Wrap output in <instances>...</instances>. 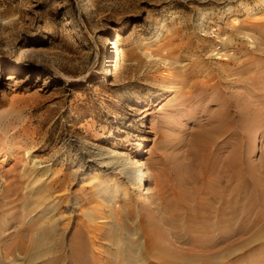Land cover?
I'll return each instance as SVG.
<instances>
[{
  "label": "rangeland",
  "instance_id": "obj_1",
  "mask_svg": "<svg viewBox=\"0 0 264 264\" xmlns=\"http://www.w3.org/2000/svg\"><path fill=\"white\" fill-rule=\"evenodd\" d=\"M261 76L264 0H0V233L30 224L42 239L53 229L63 245L45 239V248L69 255L85 226L103 263L144 242L142 219L174 261L189 240L169 232L163 221L183 210L166 206L227 196L224 175L202 163L218 148L197 137L221 124L226 105L244 118L240 140H219L222 158L242 148L249 195L264 190V80H252ZM256 217L248 224L264 225V211ZM244 230L227 235L224 264H264V239L246 247L255 233ZM5 261L30 264L20 253Z\"/></svg>",
  "mask_w": 264,
  "mask_h": 264
},
{
  "label": "bare ground",
  "instance_id": "obj_2",
  "mask_svg": "<svg viewBox=\"0 0 264 264\" xmlns=\"http://www.w3.org/2000/svg\"><path fill=\"white\" fill-rule=\"evenodd\" d=\"M114 47L115 49H117V41L114 44ZM261 77L262 78L252 77V80H264V76ZM244 82L245 81L243 78H238L235 81V85L239 86ZM226 106L225 108H223V114L220 117H217L218 119L215 118L217 121L219 120L221 124H216L211 128L209 127V129L204 130L197 137L198 141L204 144L202 145L200 143L203 147L218 148V151L216 150L214 153H209L205 156L202 154V158L204 159L202 163L204 166L205 164L208 165L206 166V169L209 168L212 170V172L219 171V173L217 172L218 174L222 173L224 175L223 178L221 177L222 180L219 181L218 179V181L219 183L221 182L220 184L224 186H222L223 190L221 193L227 196L226 198H220L219 196H217L208 203L200 201L193 204L192 206L190 205L191 203H188V207L185 206L186 204H183L186 198L178 199L177 203L166 206L170 209L183 210V214H175L171 218L165 219L163 221L166 225L168 224L170 226L171 229H169V232H172L176 236H188L187 239L189 240L187 242H184L186 245H188V247L182 246L180 247V249L177 248L180 252H184L183 254H178L177 256H175L174 261L173 258L172 261L167 259L168 257L165 258L163 256L164 252L162 253L158 248L157 240L155 237V234L157 232V226L155 225V223H151L150 221L148 222L147 220L141 219V229H143L145 234L143 240L144 242L139 241L138 243L140 244H138L137 248L134 246V244L131 245L132 247L127 245L120 248L119 251L123 259L113 257L115 256L114 254H108L107 258L102 263L101 260L103 259H101L97 254L91 256L90 251L92 249L91 247L93 246H91L87 239V231L85 232L84 230L85 226L76 228L72 232L68 243L69 255L64 254L62 251L52 252L51 248H49V250L45 248V239H48L49 242H57L59 246L63 245L62 239L59 237L57 240V234L54 233L53 229L51 232H49V234L44 232L42 234V239H37L35 237L36 235L34 236L32 233L34 226L29 224L27 226L25 225L26 227L23 230H16V232L11 234L0 233V264H6L5 258L9 255L17 257V253L25 256L30 264H66L65 262H67L68 264H224L229 252V246L231 245L225 244L226 238H228V234L231 235L235 231L242 234V231L244 229H253L252 231H254L255 235L252 240H247V242L244 244L246 247L252 245L253 242H258L259 240L264 239V225L256 224V221L254 220L251 222L252 224H248L247 222L254 215L257 216L256 218L260 217V212L264 211V190H261V188H256V193L254 191L249 195L248 192H250V186L249 182L244 177V175H246L244 162L245 159L242 148H235L229 153V155L227 154L225 159L222 158L224 156V153L222 152L223 149L219 145V140L223 138L225 139L229 135H232L235 140H238L240 137H236L238 136V134H236V130L241 126L240 121L243 120L242 118H244V112L239 106H237L236 104H232L230 106L228 105L227 107ZM201 145H199L200 148H202ZM198 161H201L200 157ZM132 165L142 168V163H140V161L133 160ZM207 172H209V170ZM207 172L206 174L208 176ZM214 173V177L210 176L212 177V179L210 178L212 181L213 178L217 179V177H220ZM197 175L195 174V176L191 178L192 182L198 181L199 176ZM209 175H212V173ZM132 178L134 183L138 185L140 184L139 186H141L143 185V181L145 182V178H147V175L145 171L143 172L141 169H139L136 171V174H134V176L132 175ZM212 181L210 182V184L213 183L211 184V188L208 187L209 184H207V189L209 188L214 192L216 190L218 191V189L220 191L221 187H215L216 185H219V183H217L218 181L215 180L217 181V184L215 186V182ZM205 182L209 183V181ZM214 192L211 191V193L213 194ZM216 192L215 194L218 195ZM243 195L245 197H243ZM215 200L222 201L218 202ZM242 200H261L260 206L262 209L260 207V209L258 210H255L253 207L246 208L243 205L245 204V202ZM239 220H245L247 226H244L245 223L239 224ZM120 223L122 227L126 228V220L124 221L122 219ZM214 231L218 233V241H216L215 236H213ZM113 232L115 231L111 230V232H108L106 234V237H109L110 234H114ZM161 233L162 235L166 236L164 230H162ZM224 245L228 246L224 248ZM262 247L264 248V246ZM136 251L138 253H136ZM143 253H145L146 255L144 256Z\"/></svg>",
  "mask_w": 264,
  "mask_h": 264
}]
</instances>
